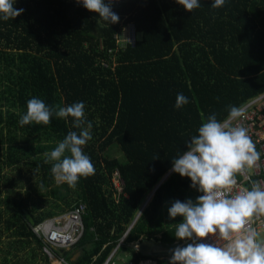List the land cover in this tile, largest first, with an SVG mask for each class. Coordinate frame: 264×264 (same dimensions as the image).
<instances>
[{"label": "trees", "instance_id": "trees-1", "mask_svg": "<svg viewBox=\"0 0 264 264\" xmlns=\"http://www.w3.org/2000/svg\"><path fill=\"white\" fill-rule=\"evenodd\" d=\"M212 2L188 13L175 0H117L119 21L108 25L76 0H16L24 12L0 20V264H51L26 212L38 225L81 202L83 236L56 254L71 264H103L148 199L117 254L168 264L159 258L171 251L145 255L131 244L184 242L171 226L182 218L169 220L167 209L199 193L169 172L171 161L208 115L224 120L230 105L264 93V0H226L219 9ZM124 34L131 41L119 48ZM178 93L189 100L179 109ZM33 97L53 107L85 105L92 139L84 151L95 174L75 188L55 183L44 153L79 129L55 115L47 126H20ZM115 145L126 160L110 154ZM116 169L128 195L118 200Z\"/></svg>", "mask_w": 264, "mask_h": 264}, {"label": "clouds", "instance_id": "clouds-1", "mask_svg": "<svg viewBox=\"0 0 264 264\" xmlns=\"http://www.w3.org/2000/svg\"><path fill=\"white\" fill-rule=\"evenodd\" d=\"M116 2L76 0L108 25L119 21L112 10ZM175 2L188 13L202 6L201 0ZM225 2L213 0L210 7L219 9ZM15 4L16 0H0V20L12 21L24 12ZM188 102L185 95L178 93L175 108ZM244 114L243 107L230 105L224 120H219L215 112L208 115L186 142L187 151L171 161L170 171L187 178L190 188L199 195L195 200H175L167 209L169 220L182 218L181 222L171 224L173 238L190 241L171 250L168 264H264V241L258 239L259 234L252 226L256 221L264 224V189L258 181L247 177L264 154L257 149L245 126L233 125ZM53 115L66 122L70 120L71 128L79 131H69L51 151L45 152L44 163L51 165L50 174L57 185L75 188L80 180L95 174V165L84 151L92 139V122L86 119L84 103L53 107L33 97L27 101L26 111L18 122L20 126H47ZM241 177L248 179L247 186ZM205 238L213 242H204Z\"/></svg>", "mask_w": 264, "mask_h": 264}, {"label": "built area", "instance_id": "built-area-1", "mask_svg": "<svg viewBox=\"0 0 264 264\" xmlns=\"http://www.w3.org/2000/svg\"><path fill=\"white\" fill-rule=\"evenodd\" d=\"M116 38L119 48L126 47L128 42L131 41L129 34L120 35ZM243 108L245 109L243 118H238V120L233 121L232 123L234 126L238 124L245 126L248 129V134L256 144L257 149L264 154V93L251 99L243 106ZM257 164L258 167H254L248 171L247 177L258 181L260 187L264 189V155H262ZM240 179L246 186L248 185L249 181L246 177H241ZM111 182L114 187L115 198L117 200L120 199L121 196L128 197V195L124 193L125 183L119 169H116L113 172ZM86 211V205L81 202L70 211L33 226L34 233L41 237L44 241V252L48 255L50 261H56L59 264H71L64 257L57 255L56 252L69 250L79 243V240L84 233L83 216L86 215ZM137 219L138 216L122 237L118 247L123 245ZM252 226L257 230L258 234L264 231V224L259 223V221H256ZM189 242L190 241H184L181 244L177 242V246H185ZM204 242L211 243L213 241L211 238H205ZM142 243L135 242L131 244V246L140 250ZM118 247L112 251L108 259L103 264H116L114 259L118 255ZM169 259L170 257L159 258L160 261L167 260L168 262ZM128 264L135 263L130 262ZM139 264H159V261L154 259H144L140 260Z\"/></svg>", "mask_w": 264, "mask_h": 264}, {"label": "water", "instance_id": "water-1", "mask_svg": "<svg viewBox=\"0 0 264 264\" xmlns=\"http://www.w3.org/2000/svg\"><path fill=\"white\" fill-rule=\"evenodd\" d=\"M171 172V171H169ZM169 172L167 174H165L164 178L165 179ZM163 179L160 181L159 184L162 183ZM154 192V191H153ZM153 192L150 194V196L153 194ZM147 202L144 204V206L142 207L140 213L138 214V217L141 215V213L143 212V210L145 209V207L147 206ZM26 215L29 219V221L31 222V225H35V222L33 220V218L31 217V215L26 212ZM174 249V248H173ZM173 249H169V248H163L161 247L160 245H156L155 243L153 242H148V241H144L142 243V245L140 246V252L145 254V255H154V254H164V253H169L171 250ZM79 253H77V256L75 257V259H73L74 261H76L77 257H78Z\"/></svg>", "mask_w": 264, "mask_h": 264}, {"label": "rangeland", "instance_id": "rangeland-1", "mask_svg": "<svg viewBox=\"0 0 264 264\" xmlns=\"http://www.w3.org/2000/svg\"><path fill=\"white\" fill-rule=\"evenodd\" d=\"M109 152H110L111 155L117 156L121 160H126V156L123 154V152L116 145L114 146L113 149L109 150ZM147 201H149V199ZM258 239L261 240V241H264V231L259 233ZM152 242L155 243L156 245H159L158 243H156L154 241H152ZM131 259H132L131 255H129V254L126 255L123 252H119L118 255L116 256V258L114 259V261L116 262V264H127V263H129L131 261ZM51 264H59V263L56 262V261H51Z\"/></svg>", "mask_w": 264, "mask_h": 264}, {"label": "bare ground", "instance_id": "bare-ground-1", "mask_svg": "<svg viewBox=\"0 0 264 264\" xmlns=\"http://www.w3.org/2000/svg\"><path fill=\"white\" fill-rule=\"evenodd\" d=\"M148 204V203H147Z\"/></svg>", "mask_w": 264, "mask_h": 264}, {"label": "crops", "instance_id": "crops-1", "mask_svg": "<svg viewBox=\"0 0 264 264\" xmlns=\"http://www.w3.org/2000/svg\"><path fill=\"white\" fill-rule=\"evenodd\" d=\"M141 245V244H140Z\"/></svg>", "mask_w": 264, "mask_h": 264}]
</instances>
